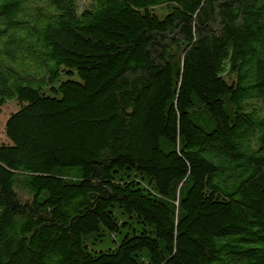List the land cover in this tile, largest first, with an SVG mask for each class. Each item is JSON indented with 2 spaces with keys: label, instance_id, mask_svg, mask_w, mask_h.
I'll return each instance as SVG.
<instances>
[{
  "label": "trees",
  "instance_id": "16d2710c",
  "mask_svg": "<svg viewBox=\"0 0 264 264\" xmlns=\"http://www.w3.org/2000/svg\"><path fill=\"white\" fill-rule=\"evenodd\" d=\"M0 264H264V0H0Z\"/></svg>",
  "mask_w": 264,
  "mask_h": 264
},
{
  "label": "rangeland",
  "instance_id": "374dc122",
  "mask_svg": "<svg viewBox=\"0 0 264 264\" xmlns=\"http://www.w3.org/2000/svg\"><path fill=\"white\" fill-rule=\"evenodd\" d=\"M81 1V0H80ZM83 1H86V0H83ZM12 109V105H8L6 106L5 108H3L2 112H0V132L2 130V127H3V122H4V116L5 114ZM4 119V120H3Z\"/></svg>",
  "mask_w": 264,
  "mask_h": 264
}]
</instances>
